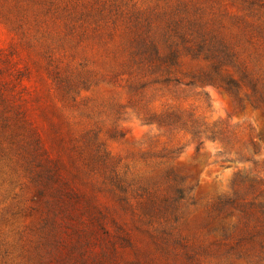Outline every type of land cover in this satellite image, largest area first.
Segmentation results:
<instances>
[{
  "label": "rangeland",
  "instance_id": "1",
  "mask_svg": "<svg viewBox=\"0 0 264 264\" xmlns=\"http://www.w3.org/2000/svg\"><path fill=\"white\" fill-rule=\"evenodd\" d=\"M0 264H264V0H0Z\"/></svg>",
  "mask_w": 264,
  "mask_h": 264
},
{
  "label": "trees",
  "instance_id": "2",
  "mask_svg": "<svg viewBox=\"0 0 264 264\" xmlns=\"http://www.w3.org/2000/svg\"><path fill=\"white\" fill-rule=\"evenodd\" d=\"M179 38L181 42L184 43V36L180 35ZM223 53L222 48H215ZM186 51L191 53L194 57H199L203 54L206 59H213L212 54L206 52L203 45L197 44L195 48L188 47ZM134 59L137 63L146 62L149 64L156 63L157 69L164 68L168 72V68L171 65H174L177 62L179 52L177 46L170 45L167 52H161L159 48L153 44L149 47L139 46L135 49ZM217 62L212 61L211 72L220 74V64L222 60L217 58ZM219 75V79L223 81V85L226 87L237 86V82L230 77H225ZM166 82L169 81L168 77H165ZM217 81L210 73H205L203 75H198L192 78L187 84L192 86H201V83L214 84ZM146 83H138V86H131L130 90L132 94L138 99L140 108L138 115L141 120L147 124H156L160 128H165L166 130H180L190 134L191 138L198 140V143L201 144L202 137L212 138L215 131V125H209L208 122L202 117L196 115L192 110H188L184 107L177 105H168L161 110H153L148 104V96L144 91ZM146 98V99H143Z\"/></svg>",
  "mask_w": 264,
  "mask_h": 264
}]
</instances>
